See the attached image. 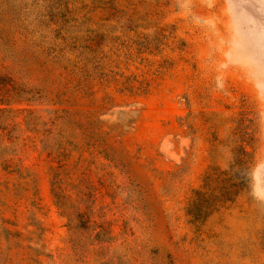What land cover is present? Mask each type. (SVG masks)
Instances as JSON below:
<instances>
[{
    "label": "rangeland",
    "instance_id": "obj_1",
    "mask_svg": "<svg viewBox=\"0 0 264 264\" xmlns=\"http://www.w3.org/2000/svg\"><path fill=\"white\" fill-rule=\"evenodd\" d=\"M0 264H264V0H0Z\"/></svg>",
    "mask_w": 264,
    "mask_h": 264
}]
</instances>
